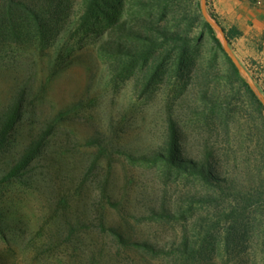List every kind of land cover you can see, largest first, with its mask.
<instances>
[{"label":"rangeland","instance_id":"obj_1","mask_svg":"<svg viewBox=\"0 0 264 264\" xmlns=\"http://www.w3.org/2000/svg\"><path fill=\"white\" fill-rule=\"evenodd\" d=\"M77 2L62 7L75 12ZM106 3L136 32L166 27L173 36L166 58H126L115 74L91 56L95 28L70 32L66 62L55 59L51 38H16L11 30L0 37V115L25 83L36 90L0 152L1 263L127 264L109 239L115 228L164 250L188 240L197 250L193 264H264V111L201 34L192 16L201 0ZM211 11L243 32L229 47L264 96V0H207ZM169 118L177 163L205 164L208 179L162 160H132L166 151ZM41 136L26 173L6 178L14 157ZM11 244L17 252L24 245L25 255L14 257Z\"/></svg>","mask_w":264,"mask_h":264},{"label":"trees","instance_id":"obj_2","mask_svg":"<svg viewBox=\"0 0 264 264\" xmlns=\"http://www.w3.org/2000/svg\"><path fill=\"white\" fill-rule=\"evenodd\" d=\"M37 1L0 0V37H3L11 30L16 38L23 35V39H28L27 35L31 33L42 39L51 38L57 47L55 59L57 62H66L70 59L71 54L68 49L70 32L76 35L80 32L87 34L90 29L95 28L94 36L97 37L92 39L94 49L91 56L100 60L102 59V61L107 63L106 69L109 72L111 69H114L115 74L125 71L129 62L126 58H144L143 60L145 61L147 59L157 61L158 59H165L170 52L165 43L173 36L166 27H150L152 24H149V26L145 25L143 27L145 33L136 32L130 25H126L125 22L119 23L118 12H115L114 7L106 3V0H78V7L75 12H71V5L69 3L65 4L64 8L62 7V3L65 0H40L49 4L44 9L39 7L40 3L37 4ZM243 1H248L253 5L259 2V0ZM182 12L186 15L188 13L190 16L192 15L190 11L186 12L184 7H182ZM193 12L192 16L201 24V34L206 35L214 45L222 50L231 71L238 77L252 104L256 105L260 111H264V105L256 93L250 88L224 52L216 30L204 19L198 8ZM210 16L221 25L217 16L212 11L210 12ZM221 27L224 30L229 45H231L233 39L243 35V32L234 25L229 28L222 25ZM111 28H115L113 32H111ZM105 31L107 36L102 38L100 35L105 33ZM134 34H138V36ZM108 36L110 37L108 38ZM132 39H136L137 43H134L132 47L126 45V40ZM177 40L186 41L185 38L181 37H177ZM185 46L186 42L180 45L178 56L181 61L185 60L187 52ZM52 68L53 65L49 69ZM24 85L25 87H21L15 92L9 106L0 115V152L2 154L9 147L16 126L22 118L23 106L26 99L36 94V90L29 83H25ZM167 132V149L165 152H155L152 155L139 154L132 160L147 163H155L162 160L188 173L204 177L207 175L208 179L209 173L205 171V164H202V166H191L189 162H184V158H180L179 164L177 163V155L175 154L177 146L176 126L171 118L168 119ZM44 139L45 136H41L32 141L23 152L18 153L14 157V161L6 172V178L9 180L18 179L26 173V167L42 151ZM109 230V239L117 248L118 257H120V254L123 262L127 264H193L196 260L197 250L191 247V243L188 240H182L180 244L176 246L172 245L170 249L164 250L151 243L132 242L130 238L124 236L122 231H118L115 228H110ZM104 244V246H107V241ZM12 247V244L9 245V251L13 253L14 257L21 256L20 253L23 256L25 255L24 245L19 249L20 253ZM93 263L90 261V264ZM0 264L4 263L0 261Z\"/></svg>","mask_w":264,"mask_h":264},{"label":"water","instance_id":"obj_3","mask_svg":"<svg viewBox=\"0 0 264 264\" xmlns=\"http://www.w3.org/2000/svg\"><path fill=\"white\" fill-rule=\"evenodd\" d=\"M201 12L204 17V19L211 24V26L220 34L221 36V42H222V48L226 55L229 57V59L232 61V63L235 65V67L238 69L241 76L246 80L250 88L256 93L259 100L264 105V96L260 91L258 90L253 78L250 76L248 71L245 69V67L241 64L239 59L233 54L229 47L228 40L224 34L223 28L217 23L215 20H213L210 15L207 12V0H201Z\"/></svg>","mask_w":264,"mask_h":264}]
</instances>
